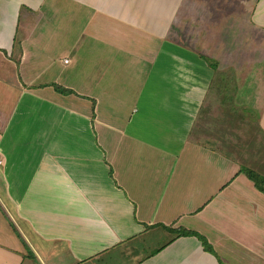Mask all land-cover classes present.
Here are the masks:
<instances>
[{"label":"crops","instance_id":"crops-1","mask_svg":"<svg viewBox=\"0 0 264 264\" xmlns=\"http://www.w3.org/2000/svg\"><path fill=\"white\" fill-rule=\"evenodd\" d=\"M227 74L264 134V0H0V264H264V194L191 139Z\"/></svg>","mask_w":264,"mask_h":264},{"label":"rangeland","instance_id":"rangeland-1","mask_svg":"<svg viewBox=\"0 0 264 264\" xmlns=\"http://www.w3.org/2000/svg\"><path fill=\"white\" fill-rule=\"evenodd\" d=\"M219 91L223 98H220ZM233 91L230 74L216 79L192 130L191 139L228 154L232 161L238 163L239 169H248L264 177V134L252 114L233 108Z\"/></svg>","mask_w":264,"mask_h":264},{"label":"trees","instance_id":"trees-1","mask_svg":"<svg viewBox=\"0 0 264 264\" xmlns=\"http://www.w3.org/2000/svg\"><path fill=\"white\" fill-rule=\"evenodd\" d=\"M215 69V67H214ZM55 90L60 93V94H63V95H67V94H72L73 92L69 91V90H65V89H62L60 87H56L54 86ZM239 173H243L248 180H250L253 184H254V187L259 191L261 192L262 194H264V177L260 176L259 174H256L254 173L253 171L251 170H248V169H244V168H240L239 169ZM178 236H194L196 237L204 251L212 254V255H215V252L213 251L212 247L210 246V244L206 241V239L199 235L198 233L196 232H193V231H188V230H179V232H177ZM221 264V263H220Z\"/></svg>","mask_w":264,"mask_h":264},{"label":"built area","instance_id":"built-area-1","mask_svg":"<svg viewBox=\"0 0 264 264\" xmlns=\"http://www.w3.org/2000/svg\"><path fill=\"white\" fill-rule=\"evenodd\" d=\"M2 164H3V160H2V158L0 156V165H2Z\"/></svg>","mask_w":264,"mask_h":264}]
</instances>
